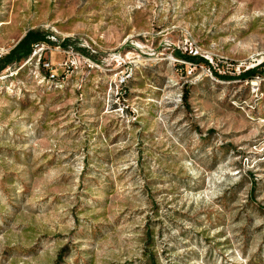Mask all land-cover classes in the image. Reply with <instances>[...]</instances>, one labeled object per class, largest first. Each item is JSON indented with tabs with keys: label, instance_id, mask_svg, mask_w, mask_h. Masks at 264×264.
<instances>
[{
	"label": "rangeland",
	"instance_id": "rangeland-1",
	"mask_svg": "<svg viewBox=\"0 0 264 264\" xmlns=\"http://www.w3.org/2000/svg\"><path fill=\"white\" fill-rule=\"evenodd\" d=\"M30 31L0 264H264V0H0V58Z\"/></svg>",
	"mask_w": 264,
	"mask_h": 264
},
{
	"label": "trees",
	"instance_id": "trees-1",
	"mask_svg": "<svg viewBox=\"0 0 264 264\" xmlns=\"http://www.w3.org/2000/svg\"><path fill=\"white\" fill-rule=\"evenodd\" d=\"M42 44L52 45V42L48 38V35L43 34L42 32L39 31L28 32L26 36L20 41V43L13 50H11L6 56L0 58V73L3 70L15 64H19L22 61L31 58L35 52V48ZM189 61H194V59L190 58ZM202 62L205 63L206 65L208 64L207 61L205 60H202ZM262 67L264 68V63L262 64ZM256 72L257 69L248 70L241 75V79L252 80L258 75V73ZM217 76L219 75L217 74ZM219 77L223 79L231 78L224 76H219Z\"/></svg>",
	"mask_w": 264,
	"mask_h": 264
},
{
	"label": "bare ground",
	"instance_id": "bare-ground-1",
	"mask_svg": "<svg viewBox=\"0 0 264 264\" xmlns=\"http://www.w3.org/2000/svg\"><path fill=\"white\" fill-rule=\"evenodd\" d=\"M253 86H257V84L256 83H253Z\"/></svg>",
	"mask_w": 264,
	"mask_h": 264
},
{
	"label": "built area",
	"instance_id": "built-area-1",
	"mask_svg": "<svg viewBox=\"0 0 264 264\" xmlns=\"http://www.w3.org/2000/svg\"><path fill=\"white\" fill-rule=\"evenodd\" d=\"M49 66H50V65H47L48 69L50 68Z\"/></svg>",
	"mask_w": 264,
	"mask_h": 264
}]
</instances>
